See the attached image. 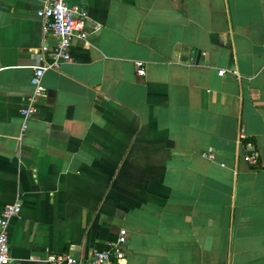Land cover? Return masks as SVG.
<instances>
[{"label":"crops","instance_id":"obj_1","mask_svg":"<svg viewBox=\"0 0 264 264\" xmlns=\"http://www.w3.org/2000/svg\"><path fill=\"white\" fill-rule=\"evenodd\" d=\"M46 1L0 0L9 264H86L120 229L110 264H264V0H67L101 30L45 72L22 132L32 69L55 45Z\"/></svg>","mask_w":264,"mask_h":264},{"label":"built area","instance_id":"obj_2","mask_svg":"<svg viewBox=\"0 0 264 264\" xmlns=\"http://www.w3.org/2000/svg\"><path fill=\"white\" fill-rule=\"evenodd\" d=\"M37 16L42 22L43 32L49 33L55 38V45L51 48L45 44L42 45L38 54L40 64L32 69L29 77L31 92L26 106L20 111L22 132L25 131L27 122L36 115L39 100L44 96L43 77L45 72L48 69L59 70L62 64L71 61L70 46L74 38L85 40L88 35L101 30V25L90 18L86 9L79 5L70 6L67 0H47L44 7L37 11ZM87 26H90V30ZM46 59L49 60L48 63H45ZM135 67L138 76L145 74L141 61H137ZM224 73L223 69L218 71L219 75ZM247 146L249 147L250 144ZM203 157L211 160L214 156L212 153H203ZM250 162L254 163L252 158H250ZM19 213L18 204L7 205L0 213V264H9L11 261L7 227L9 221L17 217ZM126 241L127 232L125 229H120L115 243L108 250L90 252L86 258V264H110L113 259L119 262L123 259L121 246ZM44 263L79 264L76 258L70 254H49L45 257Z\"/></svg>","mask_w":264,"mask_h":264},{"label":"water","instance_id":"obj_3","mask_svg":"<svg viewBox=\"0 0 264 264\" xmlns=\"http://www.w3.org/2000/svg\"><path fill=\"white\" fill-rule=\"evenodd\" d=\"M250 153H248V155H249Z\"/></svg>","mask_w":264,"mask_h":264}]
</instances>
